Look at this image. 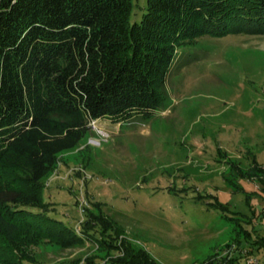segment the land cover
<instances>
[{
	"label": "rangeland",
	"instance_id": "obj_1",
	"mask_svg": "<svg viewBox=\"0 0 264 264\" xmlns=\"http://www.w3.org/2000/svg\"><path fill=\"white\" fill-rule=\"evenodd\" d=\"M132 2L134 24L147 0ZM164 97L146 119L93 122L59 156L47 211L82 241L25 243L23 264H264V185L247 179L264 172V33L180 47Z\"/></svg>",
	"mask_w": 264,
	"mask_h": 264
},
{
	"label": "trees",
	"instance_id": "obj_2",
	"mask_svg": "<svg viewBox=\"0 0 264 264\" xmlns=\"http://www.w3.org/2000/svg\"><path fill=\"white\" fill-rule=\"evenodd\" d=\"M132 10V0H0L3 264L31 261L22 246L44 236L59 237L63 246L81 243L49 215L42 181L93 122L152 116L164 105L180 47L203 36L264 33V0H147L134 24ZM252 173L247 179L264 185L262 169ZM261 241L252 246L263 247ZM239 261L224 256L205 264Z\"/></svg>",
	"mask_w": 264,
	"mask_h": 264
}]
</instances>
